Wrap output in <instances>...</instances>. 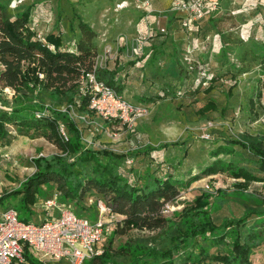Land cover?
<instances>
[{"label": "trees", "instance_id": "obj_1", "mask_svg": "<svg viewBox=\"0 0 264 264\" xmlns=\"http://www.w3.org/2000/svg\"><path fill=\"white\" fill-rule=\"evenodd\" d=\"M217 7L207 10L206 23L199 20L188 29V44L174 39L178 22L175 14L167 10L164 13L169 16V31L164 34L153 30L143 53L128 60L129 65L115 63L114 67H95L98 32L77 7L72 6L73 17L78 20L77 27L75 29L74 22H70L73 36L66 42L60 21L55 22L53 31L45 33L38 27L33 5L9 15L7 5L0 0V95L5 87H11L19 98L10 106L0 104V143L11 141L14 131L28 134L34 129L35 135L45 137L60 149L57 154L33 157L35 171L18 187L2 194L0 202L12 196L17 198L18 204L10 206H14L19 217L25 220L24 214L33 213L32 206L48 191L51 194L57 191L60 203L72 204V207L76 204L79 209L83 208L87 194L96 195V213L88 215H97V203L102 200L118 218L103 253L90 259L89 264H251L254 248L264 242V196L249 189L250 183L264 181L262 135H249L218 146L215 156L223 153L230 157L217 158L202 170L203 174L226 173L235 179L232 188L216 186L215 190L220 197L229 193L244 202L246 210L243 215L225 217L216 224L208 207L209 190L184 206L179 220H172L163 213L165 205L178 199L181 185H188L202 175L194 174L184 181L175 177L169 162H164L160 151L180 143L138 144L126 151L87 147L69 114V107L76 106L87 116L95 115V111L89 108L91 88L82 83L90 72L127 99L134 97L138 104L160 99V90L154 86L160 81L169 83V76H178L184 81L201 71L203 75L219 69L232 73L239 70V64L242 65L248 55L258 59L264 74V41L254 40L244 31L235 35V32L221 30L218 24L231 18L227 13L218 15L217 10L209 11ZM198 34L200 38H195ZM157 35V40H152ZM205 39L211 42L207 48L203 44ZM197 40L202 41L203 55L207 56L213 49L217 52L218 68L206 65L204 60L201 68L196 62L188 66L183 64L179 55L180 43H185L189 55L192 53L189 49L197 46ZM248 42L252 44L249 50L246 49ZM169 44L172 45L169 60L160 63L159 58L167 53ZM139 63L138 71H132L131 67H138ZM132 75L139 79L141 90L130 87ZM217 78L218 75L213 74L209 81L213 83ZM260 81L264 86V78ZM212 88L210 84L208 89ZM40 92L48 93L53 100H65L67 110L53 109L36 100ZM258 93L261 96V88ZM210 108H216L213 100L208 101L201 111ZM38 111L41 116L37 115ZM61 123L70 134L68 140H64L60 133ZM235 143L239 148L234 146ZM73 208L76 210L75 206ZM76 212L85 215L82 209ZM132 229L150 234L129 238L116 247L112 245L115 235ZM212 247H215L214 251L210 250ZM25 255L30 264H46L36 259L28 247Z\"/></svg>", "mask_w": 264, "mask_h": 264}, {"label": "rangeland", "instance_id": "obj_2", "mask_svg": "<svg viewBox=\"0 0 264 264\" xmlns=\"http://www.w3.org/2000/svg\"><path fill=\"white\" fill-rule=\"evenodd\" d=\"M2 1L7 5L9 15H14L22 8L33 5L34 17L37 18L39 23L38 27L45 33L49 32L56 21H60L66 42L73 36L70 32V22H74L73 27L75 29L77 27L78 20L73 17L72 6L77 7L78 12L98 32V53L95 59L98 66H104L105 64L102 57L104 45L115 41L118 36L128 35L130 38H136L139 34L137 27L140 21H149L152 30H159L160 27L164 26L167 28L164 20L168 18H165L166 13L164 11L170 8L156 7L152 5V0L149 1L150 4L147 9L139 5L142 0ZM123 3L125 4L123 7H118V4ZM245 4L242 5L246 7L245 10L231 14L229 21L218 24L220 29L225 32H235V35H239L244 31L245 34L249 33L254 40L264 41V2L248 3L251 7H247L248 5ZM120 18L131 19L133 25L138 22L134 25L138 34L131 35L127 33L129 31L128 27L126 28L123 24L119 26ZM177 30H181V28L179 29L177 26ZM166 32L163 31L164 34ZM146 33L143 32V34ZM176 36L179 37L180 35ZM200 36L198 34L195 38H200ZM179 38L177 42L183 41L188 44L187 37L182 40ZM197 41V46L189 49L192 52L189 55L185 43H180L179 55L183 64L188 66L190 63L193 65L196 62L195 64L200 63L199 68H201L204 66V60L205 64L210 65L213 69L218 68L220 62L216 60L217 52L214 49L210 50L207 56L203 55L202 52L204 50L203 44L207 48L211 42L206 40L202 44V41ZM250 48H252V44L248 42L246 49L249 50ZM171 50L172 45L169 44L167 53L159 58L160 63L169 60ZM120 53H122V48ZM186 57H188V61ZM120 60L123 61V58L119 55L117 59H113L108 64L112 65ZM237 62L239 63V61ZM242 63V65L239 64V70L232 73L222 72L221 69L213 71L215 76L218 75L213 83L209 81L213 74L203 75L202 71L191 75L184 81H181L178 76H169V83L163 84L160 81L154 86L160 90V99L148 104L144 103L147 112L141 115L137 114L135 118L131 115L133 117L130 119L131 121L122 122L120 117H113L109 120L96 114L87 116L76 106L69 107V114L76 122L85 146L91 142L96 148L126 151L138 144L151 143L158 145L164 142H179L178 145H169L160 153L164 158V162L166 164L169 162L173 166L175 177L186 181L194 174L202 173V170L217 158H229V155L223 153L215 156L214 151L218 146L229 144L230 140H241L249 135H262L264 145V86H261L260 81L264 78V74L261 73L258 59L251 58V55H248ZM135 73L137 74V72ZM204 76H207V78H204ZM132 77L129 78L130 87L141 90L142 86L138 84L139 79L135 78V75H132ZM210 84L213 85V88L209 90ZM260 88L261 96L258 93ZM40 97H36V100L44 102L53 109L67 110L65 100H53L48 93L44 92H40ZM18 99V94L13 92L12 89L6 88L1 91V105L10 106ZM128 99L131 102H137L134 97ZM210 100L214 101L216 108H210L208 111L202 112L201 108ZM82 116H85L86 119L83 120ZM65 129L67 134L70 135L66 126ZM35 132L34 129L28 134H19L14 131L13 140L11 139L13 142L9 148L10 152L5 155L0 154L1 192L18 187L27 176L35 171L33 157L41 154L60 153V149L56 144L43 136L35 135ZM234 146L239 148L237 143ZM234 180L226 173L213 175L202 173L199 179L188 185L183 184L180 186L181 192L178 199L171 203L169 211L164 214L172 220H179L184 206L191 203L202 192L210 190L211 196L208 198V207L216 224H220L225 217H239L246 210L244 202L229 193L220 197L215 190L216 186L232 188ZM249 189L264 196V181L250 183ZM50 194L51 191H48L47 194L40 197L44 199L45 196ZM95 199L96 195L93 194L85 196L84 206L83 208L80 207L84 210V214L92 213L94 215L96 213ZM11 201L18 204V200L14 196L11 197ZM69 205L72 206V204ZM74 206L76 210H80L78 205L74 204ZM32 210L33 213L24 214L23 217L27 221L39 223L42 220L41 214L36 208L34 210L32 207ZM149 234L148 231L132 229L125 234L115 235L112 245L116 247L129 238L147 237ZM109 238L110 234L105 235L100 243L102 248L107 246ZM210 250L214 251L215 247L210 248ZM36 255L46 264H70L65 260H58L42 253ZM89 263L90 259H87L84 264ZM251 264H264V242L254 248Z\"/></svg>", "mask_w": 264, "mask_h": 264}, {"label": "built area", "instance_id": "obj_3", "mask_svg": "<svg viewBox=\"0 0 264 264\" xmlns=\"http://www.w3.org/2000/svg\"><path fill=\"white\" fill-rule=\"evenodd\" d=\"M149 1L142 0L139 5L147 9ZM123 4H118V7H123ZM217 5V0H174L168 10L175 14L178 26L183 30H188L205 16L209 8H216ZM166 30L164 26L158 31L166 32ZM151 34L152 32L146 34L140 32L136 38L123 35L118 36L113 42L106 43L102 53L104 66H110L108 63L117 59L124 46L129 48L133 58L142 54ZM39 36L43 38L41 33ZM95 67H100L97 61H95ZM82 83L91 88L89 108L94 110L97 116L109 120L113 117H120L122 122H126L133 118L131 115L135 118L137 114L147 112V107L143 104L131 102L124 94L97 80L94 72L88 73ZM6 88L15 92L11 87L4 89ZM37 115L41 116L42 113L38 111ZM82 119L85 120L86 117L82 116ZM60 133L64 140L69 139L62 123ZM86 146L95 147L91 142ZM58 196L59 193L54 191L49 197L41 200L47 214L39 223L21 219L14 206H9L2 212L0 217V264H30V260L25 255L27 247L34 254L42 253L58 260H65L70 264H84L87 259L103 253L104 248L100 246V243L105 235L112 232L118 218L112 208L102 200H98L95 217L86 214L79 215L71 205L60 203ZM170 207L171 203H167L163 213L169 211ZM52 210H56L57 213H51Z\"/></svg>", "mask_w": 264, "mask_h": 264}, {"label": "crops", "instance_id": "obj_4", "mask_svg": "<svg viewBox=\"0 0 264 264\" xmlns=\"http://www.w3.org/2000/svg\"><path fill=\"white\" fill-rule=\"evenodd\" d=\"M152 1H153V4L152 5H154L156 7H158V6L159 7L160 6L170 7V5L173 3L174 0H152ZM252 2L253 3L260 2L261 3V2H264V0H258V1L257 0H218V7H217V9H212V10L210 9L209 11H213V10L216 11L217 10L216 11V14H218V15H220L222 13H227L228 15H231L233 13L240 12L243 9L245 10L246 7L245 6L243 7L242 5H244L245 3H246L245 5H248V3H252ZM247 7H251V5H248ZM165 18H168V16L165 15ZM206 18H207V16H205L203 19H200L201 20L200 22L206 23L207 22V19ZM119 22H120V25L119 26H121L123 24L124 26H126V28L128 27L129 28V31L127 33H129L131 35H134V36L138 34L137 31H136L137 28L139 30V33L140 32H142V33L143 32H148V33L149 32H153L152 28L149 26V21H147V20L146 21L145 20L144 21H140L139 23L137 22L138 23V27L137 28L134 27V25H136L137 23L133 25L131 19H129V18H120ZM164 22H165V25L167 26L168 19L164 20ZM125 23H127V24H125ZM172 24H175V22H173ZM54 27H55V25L49 31L50 32L53 31L54 30ZM156 31L157 30L154 29V32H156ZM167 31H169L168 28H167ZM186 32L188 33V30H182V29L181 30H177V29H175V31L173 33L174 34V39L177 40L179 37H180L179 38L180 40H182L185 37L188 38V34ZM176 35H180V36L178 37ZM161 37L162 36L160 35V38ZM157 38H158V35H157V37H154L152 40H154V39L157 40ZM98 39H99V36H98ZM97 42H98V40H97ZM120 57L123 58V61L120 60L119 62L116 63V65L125 64L128 60H131L133 58L131 56V54H130L129 48L126 47V46L122 47V53L120 54ZM126 65H129V63H126ZM110 66L111 67H114L115 66V63L112 64V65L110 64ZM139 67H140V63L138 65V67H136V66L135 67H131V69L133 71V70H137L136 68H139ZM12 140L9 141V142L0 143V154H2V155L4 154L5 155L8 152H10L9 151V148L12 145V142H13ZM11 190L12 189H7L4 192H1L0 191V196L2 194L6 193V192L11 191ZM46 197H49V196L47 195V196H45V198ZM41 199H43V197L42 198L41 197L38 198L37 202L32 207L34 208V210H35V208L38 209L39 213L41 214V216L43 218V217L46 216L47 212H46L45 208L41 204ZM10 205H14V203L11 201V197L8 198V199H6V200H4L3 202H0V217H1L2 212L6 208H8ZM51 213H54L55 214V213H57V211L56 210H52ZM33 256L36 259H38L39 261L44 262L43 260H41L40 257H37L36 254L33 253Z\"/></svg>", "mask_w": 264, "mask_h": 264}, {"label": "bare ground", "instance_id": "obj_5", "mask_svg": "<svg viewBox=\"0 0 264 264\" xmlns=\"http://www.w3.org/2000/svg\"><path fill=\"white\" fill-rule=\"evenodd\" d=\"M123 5H125V4H123ZM123 5H121V6H123Z\"/></svg>", "mask_w": 264, "mask_h": 264}]
</instances>
